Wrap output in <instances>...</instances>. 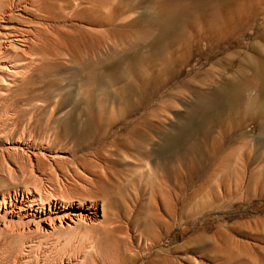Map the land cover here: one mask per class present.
I'll use <instances>...</instances> for the list:
<instances>
[{"label": "rangeland", "instance_id": "rangeland-1", "mask_svg": "<svg viewBox=\"0 0 264 264\" xmlns=\"http://www.w3.org/2000/svg\"><path fill=\"white\" fill-rule=\"evenodd\" d=\"M2 1L0 0V264H264V150L256 129L257 119L245 116L242 118V113L238 115L241 118L240 125H227V134L239 137L246 133L248 137L235 140L228 148L227 156H230H226V159L229 161L221 158L217 163V167L224 170L232 165L239 151L261 155L260 161L253 162L247 169L248 176L256 175L257 181L247 180V187L238 195L234 193V196H226L225 186L220 184L216 189L210 180L203 183V190L199 188L202 185L200 182L174 190L168 180H163L162 184L155 180L154 176L159 175L160 170H153L149 179L137 165L127 167L123 156L115 154L112 156L116 164L114 170L119 173L118 178H121L119 184L111 180V188L118 199L128 198V216L124 212V205L111 206L107 209V215H104V203L101 201L95 210L96 221L85 220L83 225L74 216L78 214L76 210L49 212V207L45 205L43 212L37 208H34L36 213L19 212L22 196L27 200L29 191L36 198L46 199L48 202L52 201L53 196H66L67 191L76 192L73 186L76 183L71 181L72 184L67 185L66 177L55 164L56 160H71L68 150L62 153L36 150L37 155L33 156L26 148L24 152L18 149L21 154H25L22 160L14 152L11 153L16 145L7 144L2 134L7 131L5 120H9L15 113L14 105L23 111V119L32 115L39 120L60 119L70 117L75 112L80 117L78 111L86 109L83 103L80 104L85 92L82 79L86 74L90 75V64L98 60L105 62L115 48L114 42L117 43L120 56L122 50H131L135 44L142 43L144 35L132 23L142 12L136 8L140 0H122L125 5L116 13V30L103 33V43L96 51L87 49L93 46L91 36L71 33L79 25L91 27L80 21L81 17L75 18L76 20L68 19L67 23L57 25V34L51 33V30L47 33L48 25L36 22L38 20L35 21L34 13L29 10L27 12L31 16L25 14L21 6L15 8L17 5H13L14 10L8 11L11 24L3 22L5 19H2V7L8 9L9 5L3 6ZM89 1L84 0L80 9H88ZM91 1L100 7L103 17L114 2ZM248 1L254 6L255 14L250 16L255 20L243 24L244 33L238 37V43L224 41V49L218 51L216 43L214 47L208 48L213 37L202 24H197L195 30H203V36L194 37L195 45L191 53H186L180 44L167 52L169 57L173 56L178 68L177 75L165 74L158 62L143 65L150 83L147 87L150 94L147 115L151 119L161 118L165 124V132L182 128L197 97L210 94L216 89L212 80L221 83L223 78L234 75L235 72L228 70L223 72L219 61L236 60L239 55H255L250 50L252 46L261 49L264 56V9L257 7V0ZM71 4L76 6L80 2L72 1ZM5 26L31 31L28 36L20 37L10 35L8 30L3 29ZM35 30L43 32L42 42L32 36ZM65 30L68 33H63ZM75 36L80 37L78 39L83 42L87 41V48L81 47ZM183 58L186 60L183 61ZM83 63L89 65L81 72ZM247 75L252 76L251 73ZM184 83L188 86H184ZM111 90L115 91V88ZM76 93L78 94L75 95ZM255 95L258 94L254 89L246 92L248 98ZM33 106L38 108L31 113ZM218 136L217 133L216 137ZM243 143L246 146L240 150L239 146ZM212 148V139L208 140L201 133L185 137L179 152L180 171L187 173L192 166L208 162ZM36 158H40L43 163L38 171L30 165L36 164ZM52 166L53 170L50 168ZM55 177L67 183V190L59 189ZM213 190H218L217 197L209 194ZM3 196L7 198L5 207L1 203ZM12 200L14 205L10 206ZM171 210L175 218L172 217ZM112 218L119 222L112 225ZM68 225L79 231V236L72 242H68ZM116 225L118 230L112 232L110 227Z\"/></svg>", "mask_w": 264, "mask_h": 264}, {"label": "bare ground", "instance_id": "bare-ground-1", "mask_svg": "<svg viewBox=\"0 0 264 264\" xmlns=\"http://www.w3.org/2000/svg\"><path fill=\"white\" fill-rule=\"evenodd\" d=\"M72 1H79L80 4L72 6ZM83 2L84 0H3L2 5L9 6L8 9L2 7L1 15L4 16L2 19H5L2 21L11 24L8 11L12 12L13 5H17L15 8L23 7L22 11L29 16L31 15L27 11H32L35 21L38 20L36 22L40 21L44 25L46 23L49 27L47 33L51 30V33L57 34L59 33L56 29L57 25L63 24L68 19L76 20L75 18L81 17L79 20L88 23L90 29L79 25L71 33L91 36L94 42L89 48L86 47L87 41L83 42L76 36L75 39L81 47L96 51L103 43V33L116 30V13L125 4L122 0H114L109 14L103 17L100 7L94 1L90 0V7L85 10L79 7ZM256 5L259 9H264V0H257ZM253 7L252 2L248 0H140L136 8L142 12L132 23L144 35L142 43L135 44L131 50H122V55L119 56L117 43L114 42L115 48L105 62L98 60L90 64L92 66L90 75L86 74L82 79L85 92L80 104L83 103L86 109L83 111L81 109L83 107H80L82 110L78 111L80 117L75 112L70 117L65 116L60 119L39 120L33 115L23 119L21 117L23 111L14 105L15 113L11 115L12 118L5 120L7 131L2 134L7 144L16 145L11 153L14 152L22 160L25 154H21L18 149L24 152L26 148L33 156L37 155L36 150L50 153H62L68 150L71 153V160H56L55 164L66 177L67 185L72 184L71 181L76 183L73 184L76 192L67 191L66 196L58 194V198L53 196L52 201L55 202L38 199L29 191L27 200L22 196L19 212L36 213V208L43 212L45 205L49 207V212L76 210L78 214L74 216L83 225L85 220L96 221L95 210L101 201L104 203V215H107V209L111 206L124 205V212L128 216L130 213L127 207L128 198L118 199L111 188V180L119 184L121 178H118L119 173L114 170L116 164L112 156L115 154L123 156L127 167L137 165L138 169L145 171L149 179L153 170H160L159 175L154 176L155 180H159L161 184L163 180H168L174 190L199 182L202 183L199 188L203 190V183L210 180L216 189L223 184L226 196H234V193L238 195L247 187V180L256 182L257 176H248L247 169L253 162L260 161V154L239 151L232 165H228L224 170L219 169L217 163L221 158H225L226 162L229 161L228 158L226 159L228 148L235 140L248 137L246 133H242L239 137L227 134V125H240L241 118L238 116L240 113L243 114L242 118L245 116V118L257 119L258 124L255 127L261 139L259 141L261 148L264 150V56L261 49L252 46L250 50L255 55H239L236 60L219 61L218 64L223 67V72L228 70L231 73L235 72L234 75L223 78L221 83L212 80L216 89L210 94L199 95L197 102L189 109L182 128H173L170 133L165 132V124L161 118L151 119L147 115L150 107L147 87L150 83L143 69L145 63L158 62L162 65L165 74L177 75L178 68L173 56L169 57L167 52L173 46L180 44L186 53H191L195 45H193L194 37L203 36V30L202 32L200 29L195 30L197 24H202L213 37L208 48L216 43L218 51L224 49V41L231 44L233 41L237 42L238 37L244 33L243 24L255 20L250 16L255 14ZM9 27L5 26L3 29L8 30L10 35L20 37L28 36L31 31ZM63 33L68 31L65 30ZM32 36L36 38L35 40L41 41L44 34L41 30H35ZM184 60L186 59L183 58ZM88 65L89 63H83L80 71L84 72ZM248 73L252 76H248ZM184 86L188 84L184 83ZM113 88L115 91L111 90ZM252 89L256 90L258 95L248 98L246 92ZM37 108L33 106L31 113ZM199 133L213 141L210 160L205 161L206 163H198L191 169L187 167L189 169L187 173H182L179 169L181 142L185 137H193ZM217 133L218 137H216ZM245 146V143L239 146L240 150ZM36 159V164L30 165L38 171L43 163L40 158ZM50 168L52 169L53 166ZM262 172L264 173V169ZM55 179L59 189L64 190L67 187L62 180L56 177ZM234 190L236 192H233ZM218 193V190H213L209 194L217 197ZM12 202L13 200L10 201V206L14 205ZM1 203L2 206L7 204L5 196ZM171 213L174 217L172 210ZM70 219L73 220L71 217ZM117 222H119L117 219H111L112 225ZM117 228L118 225L110 227V230L115 232ZM67 230L68 242L77 239L79 231L76 227L68 225Z\"/></svg>", "mask_w": 264, "mask_h": 264}]
</instances>
